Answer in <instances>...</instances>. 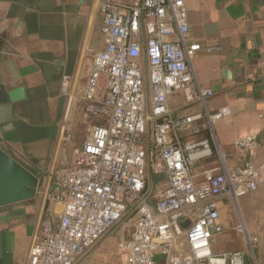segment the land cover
Returning a JSON list of instances; mask_svg holds the SVG:
<instances>
[{"label":"built area","instance_id":"built-area-1","mask_svg":"<svg viewBox=\"0 0 264 264\" xmlns=\"http://www.w3.org/2000/svg\"><path fill=\"white\" fill-rule=\"evenodd\" d=\"M100 2L106 42L92 53L77 94L87 134L69 164L49 176L63 209L55 230L33 235L25 264H77L119 223L123 264H246L240 250L214 253L210 239L222 231L217 200L263 183L264 162L245 159L228 169L213 133L200 136L228 108L175 115L167 104L172 93L186 102L213 95L190 68L200 45L187 42L184 0ZM185 132L200 137L182 141ZM233 144L250 151L257 135ZM214 156L215 166L201 167Z\"/></svg>","mask_w":264,"mask_h":264},{"label":"crops","instance_id":"crops-1","mask_svg":"<svg viewBox=\"0 0 264 264\" xmlns=\"http://www.w3.org/2000/svg\"><path fill=\"white\" fill-rule=\"evenodd\" d=\"M100 1L0 0V148L38 178L34 198L0 206V264H25L33 235L58 226L63 206L52 199L48 180L82 143L75 134L83 124L77 94L92 53L106 42ZM184 2L187 42L200 45L190 68L198 86L213 95L186 102L172 93L167 104L175 115L228 108L200 136L213 133L228 169L245 159L258 165L264 162V0ZM249 132L257 144L240 151L233 142ZM200 136L185 132L181 139ZM216 164L214 156L201 167ZM217 207L222 231L211 237L212 251L240 250L246 264H264V182L236 198L220 197Z\"/></svg>","mask_w":264,"mask_h":264},{"label":"water","instance_id":"water-1","mask_svg":"<svg viewBox=\"0 0 264 264\" xmlns=\"http://www.w3.org/2000/svg\"><path fill=\"white\" fill-rule=\"evenodd\" d=\"M38 178L0 148V206L35 197ZM189 221L182 219L185 228Z\"/></svg>","mask_w":264,"mask_h":264},{"label":"rangeland","instance_id":"rangeland-1","mask_svg":"<svg viewBox=\"0 0 264 264\" xmlns=\"http://www.w3.org/2000/svg\"><path fill=\"white\" fill-rule=\"evenodd\" d=\"M76 139L83 141L86 134L84 124L79 125V133ZM123 233V225L119 223L113 227L108 234L100 240L97 245L88 253L89 255L77 264H123L121 257L117 254L116 243Z\"/></svg>","mask_w":264,"mask_h":264}]
</instances>
